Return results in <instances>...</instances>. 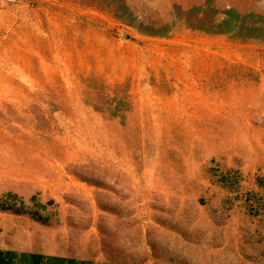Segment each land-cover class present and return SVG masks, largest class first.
<instances>
[{
  "label": "rangeland",
  "instance_id": "374dc122",
  "mask_svg": "<svg viewBox=\"0 0 264 264\" xmlns=\"http://www.w3.org/2000/svg\"><path fill=\"white\" fill-rule=\"evenodd\" d=\"M0 203L13 264H264V0H0Z\"/></svg>",
  "mask_w": 264,
  "mask_h": 264
},
{
  "label": "trees",
  "instance_id": "16d2710c",
  "mask_svg": "<svg viewBox=\"0 0 264 264\" xmlns=\"http://www.w3.org/2000/svg\"><path fill=\"white\" fill-rule=\"evenodd\" d=\"M8 197L13 198L14 197L13 193H8ZM0 209L10 211L16 214L28 213L25 209H23V207L16 206L12 203H0ZM16 255L17 253L14 251L0 249V264H13L12 259ZM21 256L26 259L28 258L30 259V262H28V264H40V261L43 258L42 255L40 254L28 253V252H23ZM49 260L50 261L55 260L61 264H65L66 262L68 263L75 262L73 259H66L63 257H50Z\"/></svg>",
  "mask_w": 264,
  "mask_h": 264
},
{
  "label": "bare ground",
  "instance_id": "6f19581e",
  "mask_svg": "<svg viewBox=\"0 0 264 264\" xmlns=\"http://www.w3.org/2000/svg\"><path fill=\"white\" fill-rule=\"evenodd\" d=\"M233 88H232L233 93L229 95V97L225 96L226 98L223 101H221L230 104V109L238 112H248L249 109H251L252 107H261V104L259 105L257 97L254 96V93L246 94L245 92L244 94L240 95V97H242L240 98L234 96V93L235 92L237 93V91L235 88L234 89ZM250 90L253 91L252 88ZM219 149L220 148H218L217 146L214 147V150H219Z\"/></svg>",
  "mask_w": 264,
  "mask_h": 264
}]
</instances>
